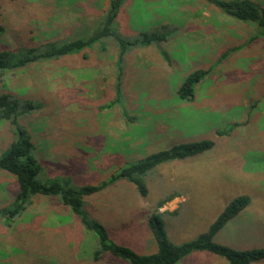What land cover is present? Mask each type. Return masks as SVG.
Instances as JSON below:
<instances>
[{
    "label": "rangeland",
    "instance_id": "374dc122",
    "mask_svg": "<svg viewBox=\"0 0 264 264\" xmlns=\"http://www.w3.org/2000/svg\"><path fill=\"white\" fill-rule=\"evenodd\" d=\"M256 1L264 7V0ZM109 4L0 0L5 27L0 49L18 55L19 48L91 34L102 26ZM113 27L125 37L165 36L127 52L119 98L115 38L106 52L99 42L80 53L7 70L0 78V93H11L21 107L26 100L42 104L20 117L33 134L42 179L98 184L172 144L212 139L215 145L199 155L149 170L143 176L146 195L120 179L87 196L86 207L114 241L144 254L157 251L147 223L153 210L162 214L170 239L179 244L206 231L226 205L246 195L249 204L215 240L238 249L264 247V37L259 25L235 18L211 0H125ZM197 68L210 71L197 84L195 97L183 100L178 87ZM231 123L240 125L217 134ZM12 139L9 121H0V154ZM18 189L16 177L0 170L1 264H129L110 252L94 261L97 237L58 198L36 196L11 218L3 211ZM185 260L228 264L208 251H194ZM250 264H264V258Z\"/></svg>",
    "mask_w": 264,
    "mask_h": 264
},
{
    "label": "trees",
    "instance_id": "16d2710c",
    "mask_svg": "<svg viewBox=\"0 0 264 264\" xmlns=\"http://www.w3.org/2000/svg\"><path fill=\"white\" fill-rule=\"evenodd\" d=\"M124 1L110 0L109 9L101 21L102 26L96 28L91 34L80 35L64 41L61 39L49 40L35 47L19 48L18 55L11 50L0 49V78L5 75L7 70L19 69L41 60H56L68 54L80 53L83 49L92 47L99 42H101V46L106 52L109 39L115 38L118 46L115 90L116 96L119 98L122 94L127 52L137 45L158 44L165 39L164 34L156 32H142L136 37H125L118 33L113 24ZM211 1H214L225 12L237 19L256 22L261 28L259 33L264 37V7L256 0ZM4 31L5 27L0 23V36ZM254 38L255 36L251 39ZM227 55L228 52H225L223 57ZM83 56L88 58L89 55L85 53ZM209 71V68H197L190 72L178 87L179 97L183 100H190L195 97L197 84ZM41 105V102L26 100L21 107L11 93H0V121H9L13 132V139L5 151L0 154V170L15 176L19 188L12 206L6 209L7 211H3L7 212L11 218L23 213L26 206L33 202L36 196L50 197L48 199L58 198L61 203L68 206L79 217L83 228L97 237L98 243L93 251L94 261L101 260L109 252L127 260L129 264H177L194 251H208L220 255L227 259L228 264H250L264 258V247L238 249L215 240L217 232L249 204L250 198L246 195L235 197L226 205L206 231L201 232L189 241L179 244L173 242L168 235L162 214L157 209L150 212L147 218L149 229L157 244V251L141 254L128 245L114 241L110 237L106 225L87 209V196L120 179H127L135 183L139 192L146 195L147 187L143 176L149 170L167 161L199 155L211 149L215 145V141L212 139H199L172 144L122 167L113 173L108 180L98 184L75 185L71 183L70 179L61 178V176L44 180L40 174L42 165L35 152L36 145L33 141V134L20 121V117H23L24 113H32L40 109ZM238 125L240 124L231 123L230 127L217 129V134L226 135L233 127Z\"/></svg>",
    "mask_w": 264,
    "mask_h": 264
},
{
    "label": "crops",
    "instance_id": "0c3cea01",
    "mask_svg": "<svg viewBox=\"0 0 264 264\" xmlns=\"http://www.w3.org/2000/svg\"><path fill=\"white\" fill-rule=\"evenodd\" d=\"M246 25V24H245ZM247 26V25H246ZM210 47V46H209ZM205 255H208V254H205ZM185 262H186V260L185 261H181V262H179L178 264H185Z\"/></svg>",
    "mask_w": 264,
    "mask_h": 264
}]
</instances>
